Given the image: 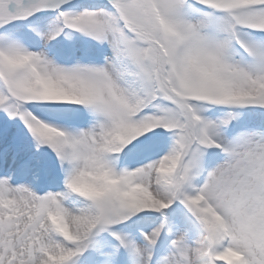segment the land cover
Segmentation results:
<instances>
[{
    "label": "snow or ice",
    "instance_id": "snow-or-ice-1",
    "mask_svg": "<svg viewBox=\"0 0 264 264\" xmlns=\"http://www.w3.org/2000/svg\"><path fill=\"white\" fill-rule=\"evenodd\" d=\"M0 264H264V0H0Z\"/></svg>",
    "mask_w": 264,
    "mask_h": 264
}]
</instances>
